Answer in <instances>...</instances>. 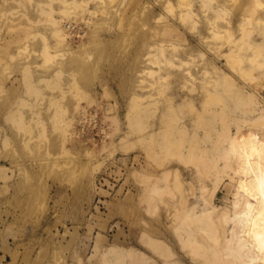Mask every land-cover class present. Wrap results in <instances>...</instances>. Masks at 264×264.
<instances>
[{
	"label": "rangeland",
	"instance_id": "rangeland-1",
	"mask_svg": "<svg viewBox=\"0 0 264 264\" xmlns=\"http://www.w3.org/2000/svg\"><path fill=\"white\" fill-rule=\"evenodd\" d=\"M86 15L83 40L59 35ZM263 61L264 0H0V264H212L221 237L196 213L214 170L227 233L246 189L213 110L232 134L253 124ZM94 107L108 130L88 128L96 145L68 134ZM167 125L206 168L165 155Z\"/></svg>",
	"mask_w": 264,
	"mask_h": 264
},
{
	"label": "bare ground",
	"instance_id": "bare-ground-1",
	"mask_svg": "<svg viewBox=\"0 0 264 264\" xmlns=\"http://www.w3.org/2000/svg\"><path fill=\"white\" fill-rule=\"evenodd\" d=\"M94 20L93 17L86 15L83 17L82 22L77 23L67 21L63 26L65 31L61 30L59 35L65 40L69 34L73 39L74 37H78L79 40H83L82 38L85 35V28ZM257 53H259V50L255 51V54L250 58L252 61L257 59V56L259 55ZM86 55L89 57V54L86 53ZM229 57H231V60L234 63L238 64L241 61V59L236 56L229 55L228 58ZM232 62L230 63L232 64ZM262 64H264V61L259 62V65ZM245 72L246 71L243 73L245 74ZM150 73H154V71L149 70V74ZM246 74L248 75L250 73ZM222 79L226 86H233L235 84L233 77L228 73L224 72ZM248 100L249 101L246 102V105L247 103L254 104V107L252 109L250 108V112L261 107L259 102L253 99V96H249ZM213 113L222 120L221 129L218 130V139L227 140L228 148L226 149V152H228L227 150L235 152L239 167L244 174L243 182L246 189L241 191V188L237 187L234 191V194L240 195V197L234 199L232 205L234 214L231 217L232 223L227 233V229L224 228L223 222L227 223L228 221L227 214L229 209L223 205H215L214 202L211 204V200L216 197V192L223 180L222 172L218 168L214 170L213 183L204 193V200L209 206L199 211V214L196 213L198 218H201V215L208 216L211 221L210 224L217 225L216 232L218 233V236L221 237V248L217 249L212 247V264H227L223 261V258L225 257L223 251H225V254H227V251L234 253V255L241 260L242 264H264V108L260 109L255 115L252 121L253 124L244 128L237 126L234 134L230 133L228 126L225 124L224 117L226 111L224 106H221L220 109L213 110ZM100 116L101 113L98 108L94 107L91 110L85 108L83 111H80L75 118V123L78 124L76 128L73 127L74 122L72 123V121H74V119H72L69 124V127H72V130L70 128L68 134L74 137L78 136V138L80 137L82 140H87V142L96 145V138L94 135H89L90 129L88 130V128L93 124H97L99 126L98 131L102 132L101 141L105 142L108 130L104 126V119ZM97 119H99V122ZM184 132L185 130L181 126L175 129L171 125H167L163 128L162 137L165 140L163 145L165 147V155L173 154L182 158L181 161L184 164L186 161L187 163H195V165H198V168L202 166L206 168L207 161L204 153H202L204 150L202 149L200 152L194 151L196 141L193 142V145L190 143V149L183 148L184 138L178 137L177 135ZM244 134L246 135V139H244ZM155 140L154 137H149V142L153 143ZM215 143L217 144L218 140H216ZM228 177L230 180L235 178L234 174H228ZM251 197H253L254 200H252ZM213 234L215 233L213 232ZM106 251L109 252V254H115L116 256L127 255L125 254V250L122 251L119 247L113 245H110ZM196 254L200 255L199 253ZM134 258L136 257H133V260ZM136 261H138V258L134 260V262ZM168 264H170V262ZM230 264L236 263L232 261Z\"/></svg>",
	"mask_w": 264,
	"mask_h": 264
}]
</instances>
